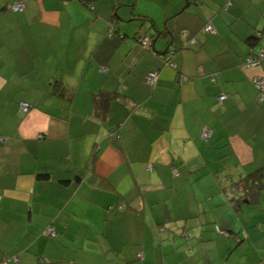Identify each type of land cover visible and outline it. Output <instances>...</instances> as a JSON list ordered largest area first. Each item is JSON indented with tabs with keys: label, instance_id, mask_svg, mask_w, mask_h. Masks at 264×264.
<instances>
[{
	"label": "crops",
	"instance_id": "crops-1",
	"mask_svg": "<svg viewBox=\"0 0 264 264\" xmlns=\"http://www.w3.org/2000/svg\"><path fill=\"white\" fill-rule=\"evenodd\" d=\"M263 48L264 0H0V264H264Z\"/></svg>",
	"mask_w": 264,
	"mask_h": 264
},
{
	"label": "built area",
	"instance_id": "built-area-1",
	"mask_svg": "<svg viewBox=\"0 0 264 264\" xmlns=\"http://www.w3.org/2000/svg\"><path fill=\"white\" fill-rule=\"evenodd\" d=\"M25 8V5L23 2H20V1H17L15 3H13L11 6H10V9L13 10V11H22L24 10ZM206 31L207 32H213L215 31V29L213 28V26L209 23L207 24V26L205 27ZM141 43H143L144 46L146 47H149L151 44H152V40L150 37H145L142 39ZM264 60V48L261 49L254 57L248 59V63H247V66H257L259 65L262 61ZM158 78H159V73L157 71H151L149 72L148 76H147V83L149 84V86L151 88H154L157 84V81H158ZM183 79H185L183 77ZM253 81L254 83L256 84V86L259 88V89H264V77H254L253 78ZM226 98V95L225 94H222L220 96V100H224ZM21 108L24 112H28L31 108V105L26 102V101H22L21 102ZM209 136V132H206L205 133V137H208ZM0 139L1 140H4L5 137L3 135H0ZM149 169H152V165H149L148 166ZM1 199L2 197L0 196V203H1ZM220 231V233H222L223 235H228L227 231L225 230H221V229H218ZM45 234L49 235V236H56L57 233L56 231L53 229V228H49L45 231ZM139 256H143V254H139Z\"/></svg>",
	"mask_w": 264,
	"mask_h": 264
},
{
	"label": "trees",
	"instance_id": "trees-1",
	"mask_svg": "<svg viewBox=\"0 0 264 264\" xmlns=\"http://www.w3.org/2000/svg\"><path fill=\"white\" fill-rule=\"evenodd\" d=\"M214 28V27H213ZM150 37L149 35H140L137 39L139 40V42H141L142 41V39L143 38H145V37ZM151 38V37H150ZM252 39H254V38H252ZM151 40H152V44H153V39L151 38ZM141 44H143V43H141ZM152 44L149 46V47H151L152 46ZM144 46V45H143ZM154 51V50H153ZM154 53H156L157 55H158V53L156 52V51H154ZM254 57V56H253ZM170 60L171 59H169V56H165V62L168 64V63H170ZM248 61V60H247ZM153 71H156V70H153ZM151 72V71H150ZM158 73H159V71H157ZM160 75V74H159ZM159 79V78H158ZM157 83H158V81H157ZM157 85V84H156ZM222 95V94H221ZM227 97V96H226ZM113 98V93L112 92H103L102 91V93H100V94H98L95 98H94V103H95V106H96V109L98 110V113L100 114V115H105V112H106V110H108V105H109V103H110V101H111V99ZM226 99V98H225ZM224 99V100H225ZM223 101V100H222ZM114 135H116V137L117 138H120V135L118 134V133H114ZM176 172V171H175ZM262 174H264V167L263 168H260V169H258L254 174H253V177H256V176H261ZM244 184H246V183H244ZM217 228V231L220 233V231L218 230V229H221L219 226H217L216 227ZM222 230V229H221ZM226 231V230H225ZM227 233H228V235H229V232L227 231ZM142 252H139L138 253V255H137V257L139 258V259H141L142 257L141 256H139V254H141ZM143 254V253H142Z\"/></svg>",
	"mask_w": 264,
	"mask_h": 264
},
{
	"label": "rangeland",
	"instance_id": "rangeland-1",
	"mask_svg": "<svg viewBox=\"0 0 264 264\" xmlns=\"http://www.w3.org/2000/svg\"><path fill=\"white\" fill-rule=\"evenodd\" d=\"M221 235H223L222 233H221ZM223 236H227V235H223ZM228 239V238H227ZM227 245H229L228 243H227ZM240 254H241V249L240 248H238L235 252H231V250L230 251H228L227 252V263H229L230 261V258L231 257H233V258H237L238 256H240Z\"/></svg>",
	"mask_w": 264,
	"mask_h": 264
}]
</instances>
